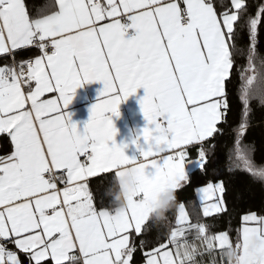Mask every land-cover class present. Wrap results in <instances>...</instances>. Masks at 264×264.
<instances>
[{"label":"snow or ice","instance_id":"6c2138e0","mask_svg":"<svg viewBox=\"0 0 264 264\" xmlns=\"http://www.w3.org/2000/svg\"><path fill=\"white\" fill-rule=\"evenodd\" d=\"M262 19L264 5L248 16L242 0H231L230 8L224 0H183V6L176 0H55L38 18L24 0H0V53L31 45L43 53L26 72L0 68V133L14 146L0 157V238L29 254V264H130L132 233L140 235L150 218L167 220L174 193L189 180L187 166L207 163L202 146L198 159H190L185 146L213 137L226 121V85L238 54L234 25L243 20L254 45ZM239 78L238 99L248 116L252 101L264 106V56L254 46ZM96 81L103 85L98 102L78 128L64 109L77 88ZM138 89L146 124L130 141L134 154L126 155L128 145L114 140L111 116L118 117L119 105ZM47 93L58 95L42 99ZM246 126L249 121L235 129L231 170L264 183V162L255 160L254 143L243 140ZM110 171L118 183L115 206L98 210L87 178ZM198 191L205 200L221 194L203 207L205 217L226 210L222 183ZM176 223L145 253L146 264H205V256L209 264H264V215H243L235 244L228 231L213 235L199 219L190 223L183 202ZM0 264L21 261L0 243Z\"/></svg>","mask_w":264,"mask_h":264},{"label":"trees","instance_id":"16d2710c","mask_svg":"<svg viewBox=\"0 0 264 264\" xmlns=\"http://www.w3.org/2000/svg\"><path fill=\"white\" fill-rule=\"evenodd\" d=\"M224 2L229 8L231 7V0H224ZM24 3L32 18L38 17L51 8L50 0H24ZM243 4L247 8V15L254 16L260 6L264 5V0H243ZM242 24L244 21L238 20L237 24L234 25V31L237 35L232 43L236 45L238 54L234 57V68L230 74L231 82L226 85V98L230 105V109L225 112L226 121L218 124L220 132L214 133L213 137L201 145L206 151L207 163L203 169L196 168L189 173V180L183 182L181 188L176 190L174 193L176 204L166 211L167 220L158 224L150 218L142 227L140 235L132 233L136 244L132 264H139L144 261L145 253L150 251L152 247L158 246V243L163 242L171 229L176 227L178 204L183 202L190 205L195 200V188L200 185L222 183L225 186L222 198L226 210L201 220L208 226L211 233L228 231L233 244H235L238 230L241 227L243 215L250 213H255L257 216L264 215V183L254 180L243 171L231 170L232 164L229 158L230 150L234 155L235 129L241 122L249 121L250 126H246L243 140L254 143L255 160L264 162V106H261L259 101L254 100L250 104L249 115L243 116L242 104L238 99L239 74L242 69L247 67V50L254 46L258 54L264 56V19L258 26L254 45L247 27H241ZM26 53L28 54V52ZM5 142L0 152H5V148L8 147ZM89 187L98 208H114L118 185L113 173L90 179ZM144 228L147 230L145 231ZM141 240L145 241L144 247L140 246ZM21 256L22 264H28L26 256L23 254ZM42 264H52V262L45 261Z\"/></svg>","mask_w":264,"mask_h":264},{"label":"crops","instance_id":"0c3cea01","mask_svg":"<svg viewBox=\"0 0 264 264\" xmlns=\"http://www.w3.org/2000/svg\"><path fill=\"white\" fill-rule=\"evenodd\" d=\"M94 2H95V0H94ZM98 2L101 3L102 5H106L107 0H98ZM117 2H118V0H117ZM165 2H171V0H165ZM176 2L179 3L181 6H183V0H176ZM242 3H243V0H242ZM50 4H51V7L54 6L55 0H50ZM48 11H50V10H48ZM38 17H35V18H38ZM105 22H110V21H105ZM130 34H132L131 31H130L129 35ZM22 50H25V51L21 52ZM10 52H13L15 54L14 55L15 59L18 61L22 60V59H26V58H32L34 60L37 56H42L40 54L39 48L34 46V45L26 46V47H23L20 49H9L8 52L0 53V68H6L10 64V58H9ZM26 52H28V54ZM32 85H33V87L35 86L34 81H32ZM102 88H103L102 83L96 81V82H91V83H84L81 87L76 89L71 103L64 109V111L66 113L70 114L71 122L76 123L78 128H82L83 123L88 120L89 109H90L92 104H94L95 102H98L97 98L99 95V91ZM143 94H144L143 89H138L135 94L130 95L125 101H123L119 105V108H118L119 116L118 117L117 116H111V119L113 121V125L116 129V135L114 137V140L118 145L121 143L128 145V147L125 148V154L126 155L134 154V147L135 146L131 145L130 141L134 136H136L140 132V130L146 124V121L143 117L142 112L140 111V107H139V103H138L139 99L143 96ZM56 95H58V94L47 93V94H45V97H43L42 99L54 98ZM210 138H207L205 141L209 140ZM4 141H6L5 144L8 147L5 148V150H4L5 152H0V157H6V156L11 155V152L13 151V148H14V146L11 142L10 136H8L7 133H0V150H2V146H3ZM205 141L201 142L200 144H192V145L185 146V148L189 154L190 159H198V152L200 150L199 147ZM196 148H199V149L197 150ZM172 154H173L172 152H169V153H164L161 155H172ZM156 158H158V157H156ZM195 169H196V167H194V166H187L186 171L189 174L192 171H194ZM108 173H113L115 175L114 171H110ZM103 174H107V173H100L97 176L103 175ZM97 176H94V177H97ZM94 177L87 178V186H88L89 192L91 194H92V192H91L90 187H89V181H90V179H92ZM77 183H85V181H79ZM209 184L215 185L216 183H207V184L200 185V186L196 187L195 188V200L190 205H187L184 203L185 204V210L189 214V222L190 223L197 222V219H199V221L202 223L201 219L206 218L203 215V207L207 204L216 203L221 198L220 193H215L214 195H212V199H210V200L204 199L203 194L200 193L198 190L200 188L207 187ZM117 185H118V183H117ZM93 203H94V206L99 210L100 208H98L96 206V204L94 202V198H93ZM223 207H224V205H223ZM102 208H108V207H102ZM108 209H112V208H108ZM216 214H218V213H211L209 216H214ZM177 215H178V207H177ZM209 216H207V217H209ZM176 227H179V225L177 223H176ZM217 233H219V232H216V233L210 232V234H213V235L217 234ZM188 238H189V240H191L192 237L189 236ZM9 240H11V239H9ZM0 241H6V240H3L2 238H0ZM6 247L17 253L18 258L21 261V264H22V256L21 255L22 254L25 255L27 258V262L29 264V261H28V255L29 254H26V253L20 251L19 249H16L14 243H11V245L6 246ZM76 254L79 255L78 251ZM204 260H205V264L207 261H209L207 256H205ZM45 261L52 262L50 259L45 260ZM45 261H43V262H45ZM33 264H34V262H33ZM81 264H82V262H81ZM130 264H132V260L130 261ZM139 264H146V257H145L144 261H142Z\"/></svg>","mask_w":264,"mask_h":264},{"label":"built area","instance_id":"2783aa9c","mask_svg":"<svg viewBox=\"0 0 264 264\" xmlns=\"http://www.w3.org/2000/svg\"><path fill=\"white\" fill-rule=\"evenodd\" d=\"M95 2H96V0H95ZM122 22H123V21H122ZM34 46H35V45H34ZM48 51L50 52L51 49H48ZM40 54L43 55V53H41V52H40ZM14 55H15V54H14L13 52H10V54H9L10 64H9L5 69H7V68H12L13 70L19 72L20 68L23 67V68L25 69V72H26L28 63H30L31 61H33V59H32V58H26V59H22V60H19V61H18V60L15 59V56H14ZM31 83H32V82H31ZM23 87L26 88L27 85H23ZM55 174H56L57 176L61 175V173L58 172V171H57ZM46 178H47V175H46ZM65 179H66V174H65ZM57 187H58V188H61V187H63V185L60 184V183L57 181ZM0 242H1L2 244L6 245V246L11 245V243H12L11 240L0 241ZM206 264H209V261H207Z\"/></svg>","mask_w":264,"mask_h":264},{"label":"clouds","instance_id":"9594fccd","mask_svg":"<svg viewBox=\"0 0 264 264\" xmlns=\"http://www.w3.org/2000/svg\"><path fill=\"white\" fill-rule=\"evenodd\" d=\"M125 179H126V181H127L129 184L131 183V179H132L131 177H126ZM120 202H122V201H120Z\"/></svg>","mask_w":264,"mask_h":264}]
</instances>
